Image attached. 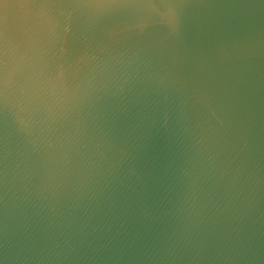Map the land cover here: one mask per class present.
<instances>
[{
	"label": "clouds",
	"instance_id": "1",
	"mask_svg": "<svg viewBox=\"0 0 264 264\" xmlns=\"http://www.w3.org/2000/svg\"><path fill=\"white\" fill-rule=\"evenodd\" d=\"M0 3V264H264V0Z\"/></svg>",
	"mask_w": 264,
	"mask_h": 264
},
{
	"label": "water",
	"instance_id": "2",
	"mask_svg": "<svg viewBox=\"0 0 264 264\" xmlns=\"http://www.w3.org/2000/svg\"><path fill=\"white\" fill-rule=\"evenodd\" d=\"M3 2L17 5L18 3H20V0H3ZM2 14H3V5L2 3H0V16H2ZM158 191L159 190H153L152 188H149L148 190L149 198H152V196L157 194Z\"/></svg>",
	"mask_w": 264,
	"mask_h": 264
}]
</instances>
